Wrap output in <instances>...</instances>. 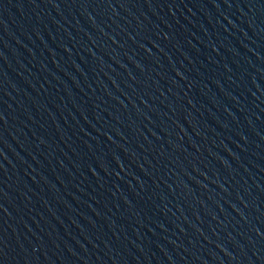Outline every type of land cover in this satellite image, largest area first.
<instances>
[{"label": "water", "instance_id": "obj_1", "mask_svg": "<svg viewBox=\"0 0 264 264\" xmlns=\"http://www.w3.org/2000/svg\"><path fill=\"white\" fill-rule=\"evenodd\" d=\"M0 264H264V0H0Z\"/></svg>", "mask_w": 264, "mask_h": 264}]
</instances>
